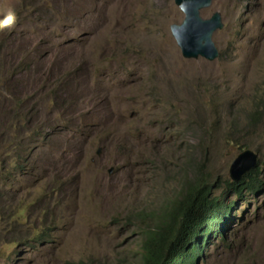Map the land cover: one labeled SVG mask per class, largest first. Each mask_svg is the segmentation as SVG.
Returning <instances> with one entry per match:
<instances>
[{"label":"rangeland","instance_id":"obj_1","mask_svg":"<svg viewBox=\"0 0 264 264\" xmlns=\"http://www.w3.org/2000/svg\"><path fill=\"white\" fill-rule=\"evenodd\" d=\"M214 12L208 60L183 56L175 0H0V264H140L139 212L196 170L221 194L246 150L261 189L228 193L199 264H264V0Z\"/></svg>","mask_w":264,"mask_h":264},{"label":"trees","instance_id":"obj_2","mask_svg":"<svg viewBox=\"0 0 264 264\" xmlns=\"http://www.w3.org/2000/svg\"><path fill=\"white\" fill-rule=\"evenodd\" d=\"M21 64L19 62L15 69ZM3 71L8 73L5 68ZM5 77L0 80L2 84L10 79ZM256 114L259 116L260 111L252 116L255 120ZM15 125L19 130L24 129L20 124ZM29 130L27 126L25 131ZM98 141L102 144L101 140ZM256 166L239 179L226 181L227 190L219 195L212 192L213 184L205 173L196 170L193 177L184 181L179 194L167 200L160 209L141 210L138 216L144 219V224L140 228V264H199L205 247L215 239H224L223 229L233 219L237 200H230L228 193L241 199L245 191L255 193L261 189L259 172L251 171ZM42 235L40 233L39 237ZM73 264L100 263L79 260Z\"/></svg>","mask_w":264,"mask_h":264},{"label":"water","instance_id":"obj_3","mask_svg":"<svg viewBox=\"0 0 264 264\" xmlns=\"http://www.w3.org/2000/svg\"><path fill=\"white\" fill-rule=\"evenodd\" d=\"M212 0H175L178 7L184 12L182 23L171 25V31L181 48L183 56L187 58L203 57L214 60L218 57V50L213 41L216 30L223 27L221 15L214 12L211 17L203 18L201 9L210 6ZM245 155L253 156L251 150L243 152L234 160L230 167V177L237 180L255 166V163L240 165Z\"/></svg>","mask_w":264,"mask_h":264}]
</instances>
